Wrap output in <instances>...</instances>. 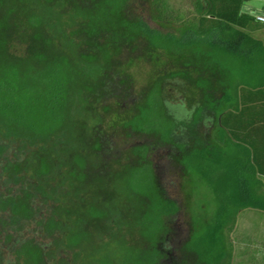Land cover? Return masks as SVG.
<instances>
[{"label":"trees","instance_id":"obj_1","mask_svg":"<svg viewBox=\"0 0 264 264\" xmlns=\"http://www.w3.org/2000/svg\"><path fill=\"white\" fill-rule=\"evenodd\" d=\"M131 1L116 0L106 7V12L116 18L113 31L117 54L124 47L134 51L144 44L146 52L155 53L157 58H178L179 69L160 70L153 84L157 88L152 85L151 89L177 91L185 104V109L168 107L160 92L163 102L159 96L153 97L154 112L148 113L150 124L143 128L155 127L165 114L177 121L170 114L176 107L186 111L189 118L192 113L197 118L207 115L209 121L214 117L217 124L212 140L223 151V158L215 159L207 148L189 144L187 152L171 129L162 132L164 145L174 150L169 156L171 171L194 176L210 195L207 212H195L188 235L182 239L178 229L169 224L177 206L161 191L148 160L151 152L164 145L150 144L148 137H135L145 141L134 145L139 169L129 170L133 192L138 194L140 188L146 192L143 213L136 223L144 243L130 252L127 263L233 264L232 235L240 215L248 210L264 214V41L253 35L264 29V24L243 11L248 0H190L189 11L184 14L175 12L169 0H154L161 17L178 29L176 35H164L129 15ZM31 22L60 34L63 45L50 41L48 56L39 62L30 57L34 47L16 39L18 28L0 32V161L11 150L18 158L28 146L67 143L75 117L84 113L90 99L108 100L113 95V110L117 112L142 96L129 70L115 71L111 88H101L103 79L109 78L108 71L92 54L94 50L69 38V31L76 25L73 16L66 19L63 12L44 7L40 16L31 17ZM104 28L102 23L91 25L88 34L97 37ZM190 88L197 92L195 99L187 94ZM134 124L138 127L136 121ZM119 137L112 127L101 136L116 153L120 151L115 142ZM18 161L6 160L0 171V189L2 181L6 187L23 184L25 188L15 198L0 191V213L10 215L11 225L22 220L35 222L48 246L43 248L34 241L15 242L8 237L4 246L12 251V263L75 264L86 239L81 232L72 231L52 209L47 210L59 201L58 188L31 187L24 177L28 171L17 167ZM53 172L50 167L44 174ZM34 195H39L41 202ZM97 214L106 220L114 218L116 223L121 217L118 209L98 210ZM64 233L69 234L67 240L62 238ZM0 259L5 264L1 251ZM110 260V253L104 250L99 264H110Z\"/></svg>","mask_w":264,"mask_h":264},{"label":"rangeland","instance_id":"obj_2","mask_svg":"<svg viewBox=\"0 0 264 264\" xmlns=\"http://www.w3.org/2000/svg\"><path fill=\"white\" fill-rule=\"evenodd\" d=\"M115 1L37 0L36 3L31 0H0V32L18 28L16 39L34 47L35 52L30 54L33 60L41 62L46 59L50 41L63 45L60 34L45 26H35L31 22L33 15L42 14V8L53 7L56 11L63 12L66 19L71 16L75 18L76 25L69 31V38L83 44L90 51L94 50L92 54L97 55L106 67V75L110 79H103L105 82L100 85L102 89L111 88V76H114L115 71L129 70L136 91L142 93L136 102L117 112L113 110L116 105L113 95L108 100L90 99L85 105L84 113L75 117V127L70 134L71 140L67 143L28 146L26 153L18 158L14 157L11 150L3 157V161H0L2 171L6 160H19L17 167L28 171L24 177L31 187L41 185L49 189L58 188L59 201L51 204L47 210L52 209L72 231L81 232L86 239L81 244V256L75 264H99L104 250L111 255L110 264H129L127 258L130 252L141 248L144 243L136 223L143 213L142 202L146 192L142 188L137 190L138 194L133 192L129 170L132 167L139 169L134 145L145 144V141L135 137H148L150 144L162 146L164 142L161 134L164 129L169 128L173 131L172 136L187 152L189 144L193 148H207L215 159L223 158V151L212 140L217 124L214 117L210 121L207 115L197 118L193 116L192 110L193 117L189 118L186 111L183 113L176 107L171 109L170 114L177 118V121L165 114V117L160 116L162 119L155 127L143 128L144 125L150 124L147 115L154 112V96H159L162 103L164 95L168 107L174 105L185 109L183 99L176 94L177 91L166 89L164 93L160 91L163 94L161 96L159 91L154 92L157 85H153L160 70L179 69V60L172 56L157 58L155 53L146 52L147 46L144 44L134 51L124 47L121 53L117 54L113 31L116 18L106 12V7L113 5ZM189 2L190 0H169V5L175 12L184 14L189 11ZM243 11L254 17L264 15V0H248L243 6ZM129 15L146 23L153 31L164 35L178 34L176 24L161 17L154 0L131 1ZM98 23L104 24L106 28L102 29L97 37L89 35L88 27ZM253 35L264 41V29ZM152 85L154 90L151 89ZM196 93L193 88L187 92L191 99H195ZM135 121L138 127L135 126ZM111 127L116 128L121 135L115 140L120 147L117 153L113 146L101 138L106 129ZM172 151L174 150L171 146L164 145L151 152L148 160L154 168L161 191L177 206V213L169 223L170 227L178 229L179 238L184 239L188 235L195 212H207L210 195L194 176L178 175L171 171L169 156ZM50 167L54 168L53 174H44ZM1 184L0 191L13 198L21 195L25 188L23 184H9L7 187L3 181ZM34 197L41 202L39 195ZM110 209H118L121 212L119 222L117 221L120 226L114 218L106 220L105 216L97 214L98 210ZM10 221L8 213H0V251L5 264H13L14 260L12 251L4 246L8 237L14 238L15 242L34 241L47 248L48 241L38 232L35 222L22 220L17 221L16 225H11ZM2 222L9 223V226L2 225ZM254 226H264V214L253 210L244 211L232 235L235 245L233 264H264L257 253L258 236L253 234ZM68 235L62 234L63 240H67ZM0 264H3L1 259ZM71 264H74V261Z\"/></svg>","mask_w":264,"mask_h":264},{"label":"crops","instance_id":"obj_3","mask_svg":"<svg viewBox=\"0 0 264 264\" xmlns=\"http://www.w3.org/2000/svg\"><path fill=\"white\" fill-rule=\"evenodd\" d=\"M258 16H264V15L262 14ZM252 229H253V234L258 236V240H257L258 256L260 257V261H264V226H254Z\"/></svg>","mask_w":264,"mask_h":264},{"label":"built area","instance_id":"obj_4","mask_svg":"<svg viewBox=\"0 0 264 264\" xmlns=\"http://www.w3.org/2000/svg\"><path fill=\"white\" fill-rule=\"evenodd\" d=\"M257 21L260 22L261 24H264V16H257Z\"/></svg>","mask_w":264,"mask_h":264}]
</instances>
